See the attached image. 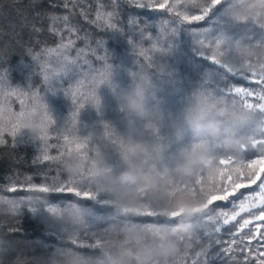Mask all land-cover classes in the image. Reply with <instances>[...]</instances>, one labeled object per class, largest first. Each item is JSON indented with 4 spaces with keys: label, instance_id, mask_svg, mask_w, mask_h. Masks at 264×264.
I'll list each match as a JSON object with an SVG mask.
<instances>
[{
    "label": "trees",
    "instance_id": "1",
    "mask_svg": "<svg viewBox=\"0 0 264 264\" xmlns=\"http://www.w3.org/2000/svg\"><path fill=\"white\" fill-rule=\"evenodd\" d=\"M1 80L0 264L260 249L264 0H0Z\"/></svg>",
    "mask_w": 264,
    "mask_h": 264
},
{
    "label": "snow or ice",
    "instance_id": "2",
    "mask_svg": "<svg viewBox=\"0 0 264 264\" xmlns=\"http://www.w3.org/2000/svg\"><path fill=\"white\" fill-rule=\"evenodd\" d=\"M140 6V5H136ZM111 15V13H109ZM262 176H264V173H262ZM259 186V185H258ZM10 191H15L14 188L9 189ZM239 195V193L237 194ZM226 203H233L232 200L224 201ZM255 209L259 210V215H255L254 213H250L252 215V219H246L243 221V225L241 227H247L248 228V235L250 239L247 241L248 245H251L253 240H256V243L260 245V249H249V255H246L244 257L245 264H264V203H258L252 206ZM241 211H249L246 208L241 207ZM238 215V213L236 214ZM236 215L232 217L233 220L236 219ZM259 223H255V222ZM227 224V221H225ZM255 224L254 229L252 225ZM236 237L233 238L235 241ZM233 247H239L235 243L233 244ZM243 250L241 251V255H243Z\"/></svg>",
    "mask_w": 264,
    "mask_h": 264
},
{
    "label": "rangeland",
    "instance_id": "3",
    "mask_svg": "<svg viewBox=\"0 0 264 264\" xmlns=\"http://www.w3.org/2000/svg\"><path fill=\"white\" fill-rule=\"evenodd\" d=\"M3 83H4V81L1 80V81H0V98H1V99L5 98V97L8 95V93H9V92H8V93H5V92H4V89H1V88H2V85H1V84H3ZM9 94H10V93H9ZM48 98H50V96H48ZM18 200H19V199H15L14 201H15V202H19ZM60 217H62V219H63L64 216L62 215V216H60ZM46 218H47V216H46V215H43V221H46ZM59 221H61V219H59ZM59 221H58V222H59ZM61 222H62V221H61Z\"/></svg>",
    "mask_w": 264,
    "mask_h": 264
}]
</instances>
